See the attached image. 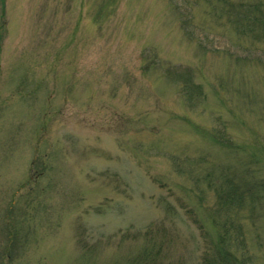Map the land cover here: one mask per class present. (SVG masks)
<instances>
[{"label":"rangeland","instance_id":"rangeland-1","mask_svg":"<svg viewBox=\"0 0 264 264\" xmlns=\"http://www.w3.org/2000/svg\"><path fill=\"white\" fill-rule=\"evenodd\" d=\"M98 4L0 0V264H107L153 226L168 261L202 264L224 221L204 177L264 178L251 147L264 140V44L217 0L191 4L197 40L169 0H119L104 24ZM169 66L193 72L200 103ZM219 131L236 149L214 143ZM256 224L264 264V211Z\"/></svg>","mask_w":264,"mask_h":264},{"label":"trees","instance_id":"trees-1","mask_svg":"<svg viewBox=\"0 0 264 264\" xmlns=\"http://www.w3.org/2000/svg\"><path fill=\"white\" fill-rule=\"evenodd\" d=\"M90 1L93 3V0ZM169 1L175 9L174 13L180 26L197 40L194 31L190 30L195 28L194 20L190 15L192 14L191 4L196 3V0ZM207 1L214 3L215 0ZM219 1L223 5L220 15L228 16L227 20L234 24L238 35L252 37V40L264 44V0H239L238 2L217 0ZM118 3L119 0H100L97 20L104 24L105 19L117 9ZM199 47L204 48L201 45ZM154 57L155 61H159L156 56ZM151 65L153 64H149L148 67ZM150 70L151 68H148V72ZM164 71V77L179 88L180 96L185 99L187 105H197L202 101L203 88L196 84L191 70L169 66ZM216 134L215 137L212 136L214 143L219 144L222 149H236L235 144L223 132L219 131ZM252 142V155L255 160L253 169L257 167L261 169L264 167L259 164L264 162V140ZM245 149V145L239 148L240 151ZM219 172H221L219 176L209 173L204 177L214 196L213 205L209 207L212 211L211 217H222L224 221L220 224L221 232L213 245L214 250L212 247L209 252L201 256L202 264H256L259 252L256 253L255 250L262 245L260 234H258L262 228L256 223L264 211V178L251 170H248L246 174H237L230 168H220ZM248 221H252L250 228L247 225ZM252 230L257 231L253 238V244L256 246L254 249L248 239ZM133 240L137 244L133 255L107 264H173L168 261V250L172 244L168 240V232L163 227L153 226L143 234H135ZM8 242L12 247L15 240L9 239ZM89 251L92 255V250L89 249ZM8 259L13 261L14 258L9 254ZM86 262L87 260L84 264H90V261Z\"/></svg>","mask_w":264,"mask_h":264}]
</instances>
